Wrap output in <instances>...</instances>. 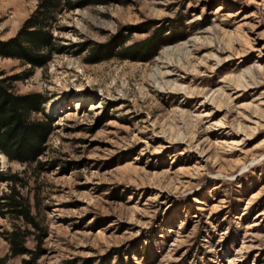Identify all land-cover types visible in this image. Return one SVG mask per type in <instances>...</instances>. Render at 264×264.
<instances>
[{"label":"rangeland","instance_id":"obj_1","mask_svg":"<svg viewBox=\"0 0 264 264\" xmlns=\"http://www.w3.org/2000/svg\"><path fill=\"white\" fill-rule=\"evenodd\" d=\"M42 1L0 0V40ZM57 4L43 66L0 56L53 122L40 163L0 152L41 227L0 214V264H264V0ZM158 28L153 55L119 54Z\"/></svg>","mask_w":264,"mask_h":264},{"label":"trees","instance_id":"obj_2","mask_svg":"<svg viewBox=\"0 0 264 264\" xmlns=\"http://www.w3.org/2000/svg\"><path fill=\"white\" fill-rule=\"evenodd\" d=\"M59 2L60 0H43L37 12L25 21L15 37L0 40V56L17 58L34 67L43 66L54 47L49 15L56 10ZM164 33L163 28H158L152 36L119 54L127 55L135 51L138 57H150L153 55L151 52L157 51ZM111 55L108 52L106 56L99 57V54L94 53L91 59L100 60ZM18 79L16 75H5V72L0 71V152L10 161L32 165L39 162L47 150L53 122L48 118L33 116L34 113L43 111L45 98L40 93L17 92L13 84ZM19 179L17 174L6 175V172H0V180L13 184L11 191L0 197V214H11L15 219H22L27 226L33 225L41 229L33 215L29 198L16 186ZM30 234L22 225L14 224V228L8 232L13 256L33 253L34 259L38 258L39 251L32 252L27 248ZM41 238L40 235L39 239Z\"/></svg>","mask_w":264,"mask_h":264},{"label":"bare ground","instance_id":"obj_3","mask_svg":"<svg viewBox=\"0 0 264 264\" xmlns=\"http://www.w3.org/2000/svg\"><path fill=\"white\" fill-rule=\"evenodd\" d=\"M4 158V156H2Z\"/></svg>","mask_w":264,"mask_h":264}]
</instances>
